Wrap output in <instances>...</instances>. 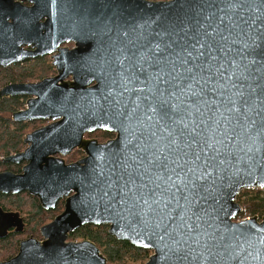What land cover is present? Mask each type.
I'll list each match as a JSON object with an SVG mask.
<instances>
[{"label": "water", "instance_id": "1", "mask_svg": "<svg viewBox=\"0 0 264 264\" xmlns=\"http://www.w3.org/2000/svg\"><path fill=\"white\" fill-rule=\"evenodd\" d=\"M5 36L61 53L56 76L0 90L37 96L14 119L56 120L2 158L29 163L0 190L66 203L0 264H109L70 239L86 224L152 250L145 264H264V216L235 220L240 192L264 190V0H0Z\"/></svg>", "mask_w": 264, "mask_h": 264}, {"label": "flooded vegetation", "instance_id": "2", "mask_svg": "<svg viewBox=\"0 0 264 264\" xmlns=\"http://www.w3.org/2000/svg\"><path fill=\"white\" fill-rule=\"evenodd\" d=\"M25 4L31 5L30 2H25ZM20 41L21 40H17L11 36L10 38H7L6 36L4 38H0V62H8L16 58V56H21L22 54L32 55L25 58L21 57V59L18 61H10V63L7 65L0 64V69H10L15 72V78L3 84L0 90L12 84L38 83L44 79L57 75L58 70L57 66L54 65V61L56 54H60L61 52L56 51L55 53H48L46 52L47 46L45 44L37 43L36 46H34L32 43H28L26 41L20 43ZM1 47L5 48L6 51H2ZM11 47L16 50V53L11 51ZM73 47L74 43L72 42L62 43L59 46V48ZM37 50L41 53L34 56L33 54H35ZM72 77L73 75H70L66 80H70ZM95 83L96 82H93L91 85H94ZM0 96L14 97L13 100H15L17 103V109L15 111H13L11 114H3L4 117H10L12 119L10 124L13 126L16 131L15 133L20 139V141L17 140V148L12 154L25 152L31 146V142H27L25 140L26 137L34 131L52 124L56 120L54 121L49 116L32 119L28 118L25 120L14 119L13 114L15 112L28 109L29 101L31 99H35L37 96L23 93L18 95ZM116 136V132L105 129H98L85 134L86 138L98 139L99 142H106L116 138ZM78 150L82 151L81 149L76 148L70 155L64 157L67 163L78 161L85 156L83 151L82 156L76 157L72 155ZM56 157L63 156L56 154ZM5 163H8L9 165L0 170V172L10 171L15 174H22L24 173V167L29 163V161L22 159L17 162L8 161ZM0 192L2 191L0 190ZM2 193L4 194L3 197H6V200L1 199L0 201V238L11 237L14 235V237H17L19 240V247L20 243L29 237L42 239L40 232L41 227L51 222L58 214H60L64 210L66 203V196H64L57 201L55 207L45 208L42 205L40 198L32 194L29 190L24 189L16 193ZM60 204L63 206L62 210L58 211L53 219H48V213L56 210ZM39 209H41L44 213ZM2 251L4 253V249H2L0 246V252ZM4 260H7V258Z\"/></svg>", "mask_w": 264, "mask_h": 264}, {"label": "trees", "instance_id": "3", "mask_svg": "<svg viewBox=\"0 0 264 264\" xmlns=\"http://www.w3.org/2000/svg\"><path fill=\"white\" fill-rule=\"evenodd\" d=\"M157 1V0H156ZM15 78V72L10 69H0V88L3 84ZM14 97L0 96V170L8 166L2 158L14 153L17 148V140L20 141L15 129L10 124L12 119L6 118L3 114H11L17 109ZM91 135V134H90ZM72 155L82 156L83 152L78 150ZM0 192V201L5 199ZM237 201L253 216H264V190L260 188L244 189L237 196ZM60 204L56 210L48 213V219H53L56 213L62 210ZM41 210V209H39ZM42 211V210H41ZM43 212V211H42ZM44 213V212H43ZM108 225L86 224L71 233V240H92L101 249L102 253L108 258L109 264H145L152 254V250L140 248L129 241L118 240L108 231ZM0 246L4 249V258L10 259L18 253L19 240L12 235L11 237L0 238ZM4 260V259H3ZM1 262V261H0Z\"/></svg>", "mask_w": 264, "mask_h": 264}, {"label": "built area", "instance_id": "4", "mask_svg": "<svg viewBox=\"0 0 264 264\" xmlns=\"http://www.w3.org/2000/svg\"><path fill=\"white\" fill-rule=\"evenodd\" d=\"M252 216L253 215L247 210V208L242 206V211L235 220L236 221L248 220Z\"/></svg>", "mask_w": 264, "mask_h": 264}, {"label": "rangeland", "instance_id": "5", "mask_svg": "<svg viewBox=\"0 0 264 264\" xmlns=\"http://www.w3.org/2000/svg\"><path fill=\"white\" fill-rule=\"evenodd\" d=\"M18 250H19V248H18ZM16 254H17V253H16ZM4 256H5V252H4V253H3V251L0 252V261H2L3 259H5ZM146 262H147V261H146Z\"/></svg>", "mask_w": 264, "mask_h": 264}]
</instances>
